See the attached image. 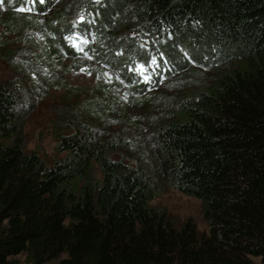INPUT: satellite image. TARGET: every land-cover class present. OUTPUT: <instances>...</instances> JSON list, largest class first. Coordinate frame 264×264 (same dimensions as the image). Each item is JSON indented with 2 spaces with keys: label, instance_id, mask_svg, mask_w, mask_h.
I'll return each mask as SVG.
<instances>
[{
  "label": "trees",
  "instance_id": "1",
  "mask_svg": "<svg viewBox=\"0 0 264 264\" xmlns=\"http://www.w3.org/2000/svg\"><path fill=\"white\" fill-rule=\"evenodd\" d=\"M22 6L0 2V57L24 51L36 92L61 90V156L28 150L29 88L0 81V264H264V0ZM82 68L92 86L67 80ZM166 187L201 201L208 231L152 203Z\"/></svg>",
  "mask_w": 264,
  "mask_h": 264
},
{
  "label": "rangeland",
  "instance_id": "2",
  "mask_svg": "<svg viewBox=\"0 0 264 264\" xmlns=\"http://www.w3.org/2000/svg\"><path fill=\"white\" fill-rule=\"evenodd\" d=\"M78 19H80V16ZM2 31L3 28L0 27V33H2ZM9 37L13 36L9 35ZM70 42L73 45V39H70ZM76 44L78 47L82 46V43L78 40H76ZM24 54V51L18 53L12 63L0 57V81L23 79L21 82L24 83L26 89L29 88L27 89V94L21 101L22 109L28 112L25 125L27 148L28 150L39 151L47 161L52 162L55 158L61 156V154L57 153L56 149V145L59 141V131L57 132L55 130V122L58 116L55 113V109L61 101V90L52 88L49 94L45 96H43L40 91L36 92L37 88L41 87V83L38 82L33 85V82L28 80V76L26 75L25 77L24 74H22V70L19 69L17 64L19 63V59L24 57ZM31 56L34 55H30L28 58H33ZM82 69L71 70L66 74L67 80L74 85L92 86L97 81L96 76L89 70L81 71ZM27 74L30 75L31 73ZM42 74L43 76L52 75L51 72ZM32 76L34 77V75ZM109 76H112L110 72ZM117 157L119 158L120 156ZM126 162L133 165L135 164V161L130 159H126ZM152 203L166 207L171 215L176 217L179 221L192 217L196 221L200 231H208V225L204 220L202 203L198 198L186 195L178 189L166 187L160 196L154 199ZM10 259L14 264H31L28 262L24 253L11 256Z\"/></svg>",
  "mask_w": 264,
  "mask_h": 264
},
{
  "label": "snow or ice",
  "instance_id": "3",
  "mask_svg": "<svg viewBox=\"0 0 264 264\" xmlns=\"http://www.w3.org/2000/svg\"><path fill=\"white\" fill-rule=\"evenodd\" d=\"M0 2H2V0H0ZM9 2L11 3L12 0H9ZM21 4L24 5L22 7H19L17 9V11L19 12H24V11H32L33 7L35 5V0H20ZM39 3L41 5H43L45 3V0H39ZM32 5L33 7H28V5ZM80 22L83 23L84 22V17H83V13H81L80 16ZM87 33H84L83 35L73 39V47H76L77 50H82L78 47V45L76 44V39H79L80 41H82L83 43H87ZM152 66H155V68H159L160 65L157 62L156 57H152L151 59H149L148 61H146L145 63H142L140 65L137 66L136 69H134L135 73L142 78V81L144 83H151L153 80V73L155 72V68L152 69V72L149 71V68H152ZM81 71H88L87 69H82ZM90 74V73H89Z\"/></svg>",
  "mask_w": 264,
  "mask_h": 264
}]
</instances>
